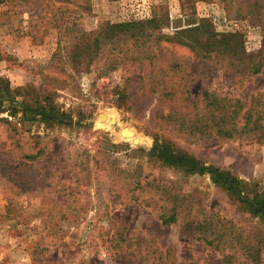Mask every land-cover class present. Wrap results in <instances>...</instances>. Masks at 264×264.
<instances>
[{
    "label": "rangeland",
    "instance_id": "rangeland-1",
    "mask_svg": "<svg viewBox=\"0 0 264 264\" xmlns=\"http://www.w3.org/2000/svg\"><path fill=\"white\" fill-rule=\"evenodd\" d=\"M203 91L251 109L242 135L175 122ZM156 139L264 200V0H0V264H264V220Z\"/></svg>",
    "mask_w": 264,
    "mask_h": 264
},
{
    "label": "trees",
    "instance_id": "trees-1",
    "mask_svg": "<svg viewBox=\"0 0 264 264\" xmlns=\"http://www.w3.org/2000/svg\"><path fill=\"white\" fill-rule=\"evenodd\" d=\"M190 49L195 53L196 56H200L202 58V55L197 52L194 47H191ZM261 64L262 63L260 62V60L253 61L252 57V70L248 71L247 73H251L252 75L260 73L262 67ZM201 96L203 104L200 108H197V106L199 105V101L196 102L195 100L192 103L187 104V106L182 105V101L178 103V106H175L178 111L190 106L195 108L191 116L185 114L182 117H178V119L174 118L175 122H178L180 127H186V129L188 130L202 134L214 131L217 136L227 138H232L234 136H239L243 134L242 131L247 128V125L251 121L250 108L244 109L242 102L237 99H220L216 97L213 93L208 91H203ZM22 111L24 117H28V120H31L33 122L42 121L56 122L58 124L64 125L71 124V119L69 116L56 111L51 106H41L38 103L31 105L25 104L22 105ZM167 117L171 119L170 116ZM240 120L243 121L242 127L238 125ZM97 121L100 122L103 127L113 130L111 124L106 123L103 120ZM258 126V122L256 121L255 127ZM127 141H129L132 146L137 148L148 147L150 145V140L143 138L139 134H133L131 137L128 138ZM170 145L171 144L165 141H160L156 139L153 141L149 153L157 157L163 165L179 167L189 173L208 175L210 177V180L214 184L225 187L229 195L235 197L238 202L251 206L252 213L259 215L264 220V200L255 198L249 201L247 198H243V194L241 193L235 178L231 177L223 171H220L217 168H214L212 166H205L198 160L191 157H187L184 154L173 150ZM176 208L177 205L174 203V206L171 207L169 213L161 214L159 216V220L162 224L166 225L175 223Z\"/></svg>",
    "mask_w": 264,
    "mask_h": 264
}]
</instances>
